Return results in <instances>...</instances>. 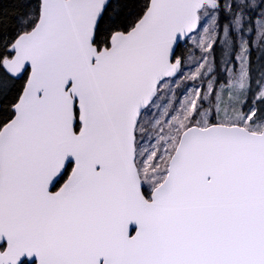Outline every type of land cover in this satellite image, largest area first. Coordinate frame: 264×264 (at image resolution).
Masks as SVG:
<instances>
[{
  "label": "snow or ice",
  "instance_id": "snow-or-ice-1",
  "mask_svg": "<svg viewBox=\"0 0 264 264\" xmlns=\"http://www.w3.org/2000/svg\"><path fill=\"white\" fill-rule=\"evenodd\" d=\"M0 264H264V0H0Z\"/></svg>",
  "mask_w": 264,
  "mask_h": 264
}]
</instances>
